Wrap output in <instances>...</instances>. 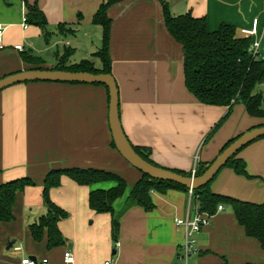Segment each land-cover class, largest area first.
I'll return each mask as SVG.
<instances>
[{"label": "crops", "instance_id": "crops-1", "mask_svg": "<svg viewBox=\"0 0 264 264\" xmlns=\"http://www.w3.org/2000/svg\"><path fill=\"white\" fill-rule=\"evenodd\" d=\"M105 1L0 0V26L4 29L0 79L28 70L53 69L61 58L59 47L78 34L99 38L96 49H101L102 28L93 24V17ZM113 1L106 11L111 23V74L118 88L120 123L132 146L149 150L150 159L160 168L190 173L195 156L202 164H210L229 140L264 124L249 117L242 105H235L221 129L206 141L227 108L203 105L186 90L181 46L167 32L163 10L166 5L173 17L189 13L204 18L209 31L225 24L241 34L254 19L261 30L264 0ZM35 5L46 28L28 22L23 29L28 6ZM15 46L23 51H15ZM23 54L40 63H27ZM93 60V66L100 68L101 61ZM108 104L106 89L94 85L36 82L0 92V184L23 178L34 183L15 202L13 220L0 223V264H20L27 257L63 264L67 251L74 256V264L109 260L118 264L176 263L185 229L175 221L192 212L189 193L181 189L151 193L153 209L149 212L138 206L124 212L115 251L110 215L96 214L88 207L91 191L108 190L115 184L80 186L62 177L63 187L51 189L49 196L68 214L58 224L66 243L48 250L46 237L41 242L32 239L28 226L44 213L42 186L51 170L94 169L119 176L127 187L113 204L115 214L124 208L141 179L112 147ZM237 158L245 162L253 179L223 168L211 183V191L239 202L263 204L264 138L245 147ZM222 207L193 236L198 252L190 256L189 264H264V248L245 235L230 207ZM33 209L39 215L31 222L28 216Z\"/></svg>", "mask_w": 264, "mask_h": 264}, {"label": "trees", "instance_id": "trees-1", "mask_svg": "<svg viewBox=\"0 0 264 264\" xmlns=\"http://www.w3.org/2000/svg\"><path fill=\"white\" fill-rule=\"evenodd\" d=\"M113 3V0L103 2L93 17V24L102 28V47L95 54L101 61V67L97 69L89 61L68 65L67 57L64 56L58 60L51 70L112 75L109 56L111 23L106 16V11ZM163 10L165 28L170 37L181 46L183 78L186 90L203 105L227 108V112L215 124L206 141H209L226 122L235 105H242L249 117L264 122L263 98L261 92L257 91V87L264 83V61L251 55L249 51L251 39L240 33L238 34L235 28L229 25L223 24L216 31H209L204 18H194L189 13L173 17L169 14L166 5H164ZM26 21L42 29L46 28V20L36 5L28 6ZM23 59L27 63H40L39 60L25 54H23ZM261 126H264V124ZM238 137L229 140L220 153ZM112 147L115 149L113 142ZM132 147L145 161L158 167L150 159L149 150ZM141 152L147 153V156L142 155ZM237 155L224 168L231 169L238 176L253 179L246 172L245 162L237 158ZM210 164L199 162L195 176H201ZM170 171L184 177L191 176L190 173L183 171ZM62 177H67L80 186L90 187L106 182L115 184L108 190H93L88 196V207L91 211L96 214L110 215V230L113 242L117 241L119 219L124 212L134 206L141 207L147 212L153 209L151 193H164L170 189L188 191L181 186L159 182L141 174V179L133 186L124 208L118 214H115L113 204L124 196L127 187L126 182L119 176L94 169L51 170L46 175L42 186L44 213L35 223L28 226L35 242H41L46 237L48 250L62 247L66 243L58 224L67 219L68 214L56 206L49 197L50 190L60 186ZM212 182L192 193L193 204L198 206L199 212L214 216L217 213L218 206L230 207L237 223L244 229L245 235L257 240L264 248V203L239 202L214 194L210 188ZM33 186L34 183L29 178L0 184V223H9L13 220V207L17 193L23 191L26 187Z\"/></svg>", "mask_w": 264, "mask_h": 264}, {"label": "water", "instance_id": "water-1", "mask_svg": "<svg viewBox=\"0 0 264 264\" xmlns=\"http://www.w3.org/2000/svg\"><path fill=\"white\" fill-rule=\"evenodd\" d=\"M36 82L104 86L107 89L109 98V130L111 133L112 142L114 143L118 154L133 169L149 177L150 179L178 185L191 191L199 190L200 188L208 185L233 157H235L245 147L264 138V126L253 128L240 135L228 147H226L201 176L195 178L184 177L170 170L156 167L148 163L133 149L127 137L125 136L120 123L119 94L115 79L112 75H94L90 73H74L57 70H28L0 79V92L14 85ZM141 154L147 156V153L145 152H141ZM115 253V251L112 252L113 255H115Z\"/></svg>", "mask_w": 264, "mask_h": 264}, {"label": "built area", "instance_id": "built-area-1", "mask_svg": "<svg viewBox=\"0 0 264 264\" xmlns=\"http://www.w3.org/2000/svg\"><path fill=\"white\" fill-rule=\"evenodd\" d=\"M261 30H259V21L258 19H254L252 21V24L250 28L248 29H242L240 32L243 36L246 38L251 39V44L249 51L251 55L255 58H258L262 61H264V19L261 24ZM23 29L27 28V21L26 17H23L22 24ZM4 29L2 26H0V49L3 48L2 46V36H3ZM15 51H23L21 46H15ZM199 163V158L197 156L194 157V163L193 167L190 171V174L192 178H195L196 168ZM189 196H190V208H192V212L189 213L184 220H176L175 225L177 227L183 226L185 229V238L181 245L179 255L177 257V261L175 264H189V258L193 254H197L198 250L194 246V240L193 236L197 234L199 231L202 230L205 226L208 225L209 219L212 216H208L206 214H201L198 210V206L193 204L192 201V193L193 191L188 190ZM223 211L222 206H218L217 213ZM119 247V244L115 242V251ZM20 264H49L48 260H36L32 258H23L20 262ZM63 264H74V256L70 252H65L63 255ZM103 264H118L117 262H114L112 260L106 261Z\"/></svg>", "mask_w": 264, "mask_h": 264}, {"label": "rangeland", "instance_id": "rangeland-1", "mask_svg": "<svg viewBox=\"0 0 264 264\" xmlns=\"http://www.w3.org/2000/svg\"><path fill=\"white\" fill-rule=\"evenodd\" d=\"M69 36H71V35H69ZM72 36H73V34H72ZM70 38L71 37H68V40ZM97 41H99V38H97V37L93 36V39H90V37H86L85 38L83 35L78 34L73 39L72 42L68 43V41L65 40L63 46H60L58 51H59L61 57H64V56L67 57V61H68L69 65H74V64L80 63L82 61H89L90 63H92L94 61L93 60L94 58L97 59L96 56H95V54L97 52L96 50H98V51L100 50V48L96 49L98 47L97 44H96ZM257 91L261 92V94H262V98H263L262 104H263V107H264V83H262L261 85H259L257 87ZM221 127L219 129H221ZM60 186H62L61 182H60ZM25 189L23 191L17 193L15 202L17 201V199L21 198V196L23 195ZM61 190H65V188H62ZM55 194L58 195L60 193L59 192L58 193L55 192ZM38 215H39V211L37 209L36 210L33 209L32 214H30L28 216V221H31V219H34V218H38ZM10 251L12 253V250H10Z\"/></svg>", "mask_w": 264, "mask_h": 264}]
</instances>
